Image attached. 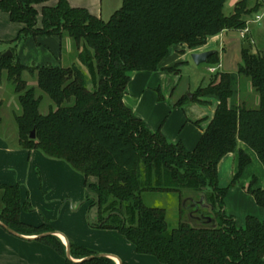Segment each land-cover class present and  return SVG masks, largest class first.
Returning a JSON list of instances; mask_svg holds the SVG:
<instances>
[{
    "label": "trees",
    "instance_id": "obj_1",
    "mask_svg": "<svg viewBox=\"0 0 264 264\" xmlns=\"http://www.w3.org/2000/svg\"><path fill=\"white\" fill-rule=\"evenodd\" d=\"M49 1L0 0V12L24 27L14 42L0 41V45L66 36L79 61L66 68H26L15 58V46L10 48L11 57L0 53V81L5 72L21 109L16 117L19 146L67 163L86 180L93 178L97 227L117 231L137 254L152 256L161 264H264V221L249 216L238 228L223 211L228 190L237 184L250 159L239 152L238 173L226 188L219 187L217 178L219 162L236 151L238 142L251 149L264 168V58L243 50L237 72L258 95L256 109L231 103L237 95L238 75L220 73L194 92L193 102L214 99L218 106L192 151L180 142L167 141L160 131L151 132L123 102L131 75L157 71L172 47L195 50L223 32L244 31L246 17L252 13L248 0L238 1L228 16L224 13L228 0H122V7L107 21L70 7L67 0L46 6ZM207 63L218 65V54ZM179 65L166 71L177 73ZM23 72L35 74L36 87L27 85ZM36 90L54 105L47 115L39 112ZM187 101L183 98L177 105ZM254 184L251 181L246 191L264 208V190ZM184 190L204 198L213 214L210 222L203 219L208 217L204 201L198 206L188 200V214L197 224L183 222L187 212L181 209L182 219L175 229L168 228L164 210L142 203L145 192L181 195ZM3 191L0 222L4 226L19 235L52 232L46 226L24 225L20 212L30 209L29 202L21 203L17 187ZM39 241L66 256L57 237L48 235ZM68 248L72 258L82 261L67 259V264H115L106 257L85 260L96 254L71 243Z\"/></svg>",
    "mask_w": 264,
    "mask_h": 264
},
{
    "label": "crops",
    "instance_id": "obj_2",
    "mask_svg": "<svg viewBox=\"0 0 264 264\" xmlns=\"http://www.w3.org/2000/svg\"><path fill=\"white\" fill-rule=\"evenodd\" d=\"M56 2L57 0H51L46 6H54ZM67 2L72 8L86 9L92 16L102 19V0ZM40 9L41 6L37 7L39 27ZM23 28L20 24L12 23L7 14L0 12V41L14 42ZM229 32L208 39L204 46L195 50H189L184 45L172 47L157 71L132 74L123 98L125 106L131 109L151 132L160 131L167 141L180 142L186 150L192 151L213 119L218 101L205 99L201 100L204 104L193 102L194 92L189 100V88L185 86L179 89L182 80L180 70L178 69L177 73L166 70L187 63L193 53L215 51L219 64L210 67L215 69L214 73L237 76L238 68L243 64V50L238 52L235 72H219L223 64L218 49L224 51ZM14 46L8 45V49ZM14 56L26 68L45 65L66 68L79 63L74 45L66 36L26 39L15 46ZM26 82L29 86L36 87V81ZM237 84L239 89L231 103L237 105L240 102L241 107L252 106L248 109L258 108L259 97L249 80L238 75ZM183 98L188 101L181 106L177 105ZM11 137L0 129V214L4 209L3 188L17 187L21 203L28 201L30 205V209L21 210L20 221L33 228L46 226L52 232L19 235L0 222V264H67V259L72 263L81 262L82 260L74 259L71 255L70 258L67 257L68 243L90 250L96 255H105L115 264H161L152 256L137 254L135 247L117 231L97 227L98 210L92 205L96 198L91 190V186L96 183L93 178L86 180L67 163L51 159L39 150L21 148L18 143V130L10 141ZM240 151L248 156L250 162L242 171L237 184L228 190L223 211L234 219L238 228H243L249 216L264 221V208L257 206L253 197L246 191L253 180L254 188L264 190L262 164L251 149L238 142L236 151L226 155L219 162L217 178L220 188L229 185L239 170ZM43 234L57 237L66 248V256L41 243L39 239L44 237Z\"/></svg>",
    "mask_w": 264,
    "mask_h": 264
},
{
    "label": "rangeland",
    "instance_id": "obj_3",
    "mask_svg": "<svg viewBox=\"0 0 264 264\" xmlns=\"http://www.w3.org/2000/svg\"><path fill=\"white\" fill-rule=\"evenodd\" d=\"M238 1L240 0H228L226 2L224 6L225 15L228 16L233 13L234 6ZM121 7L122 0H102V20L107 21L111 17V15ZM254 8H256L257 11H253ZM248 9H251L252 13L246 17V27L244 30H247L248 27L247 37L245 36V38L242 39V37L240 36L241 32L238 31H230L228 33L227 40H225L224 51L222 49H218V53L219 55H221V63L223 64V67L219 69V72H235L234 69H236L238 61L237 56H239L238 52H241L243 50V46L244 44H246V41H248L250 44V48L248 50L251 51V54L259 57L264 56V0H248ZM257 16L260 17L259 21H256ZM222 47L223 46L221 45V48ZM8 48L9 47L7 44L0 45V53L5 54L7 52H10ZM77 65H79L78 62ZM210 67L212 66L208 63L196 66L189 56V58L187 59V63L180 64L178 66L180 70V77L182 78L179 89L180 87L183 88L186 86L189 88L188 95H192L193 92H195L199 87H206L211 79L216 76L219 77L220 74L210 73L208 71ZM21 76L25 81H35V74H33L32 72H23ZM27 85L29 86L28 82ZM238 89L239 86L237 84V92ZM35 97L40 101L39 112L41 115H47L48 113H50V110L54 108V105L48 98V96L40 90H36ZM247 103L248 101H246V104ZM234 105H238V107H241L240 102L237 105L236 103H234ZM244 107L251 108L252 106L246 105ZM20 115L21 109L17 102V97L14 93L13 86L8 82L6 74L4 72L0 83V129L2 131H6L9 137H13V134H17L16 117ZM12 137L9 138V140H13ZM141 199L144 206L148 208L162 209L165 211L166 223L169 229H175L180 224L182 219L180 217L181 209L187 212L184 215V218L182 220L183 222L192 225L197 224L195 219H191L190 215L188 214V208L190 206H188L187 201L190 199L198 201L200 199V194H196L193 191L189 190L182 191L181 195L178 193L145 192L141 194ZM203 201L204 198L202 197V202ZM203 207L206 208L205 213H207L208 218L213 217V214L210 211V207L205 203V201ZM92 208H94V206Z\"/></svg>",
    "mask_w": 264,
    "mask_h": 264
},
{
    "label": "water",
    "instance_id": "obj_4",
    "mask_svg": "<svg viewBox=\"0 0 264 264\" xmlns=\"http://www.w3.org/2000/svg\"><path fill=\"white\" fill-rule=\"evenodd\" d=\"M248 49H249L248 44H247V43L244 44V46H243V50H244V51H247ZM215 53H216L215 51H207V52H202V53H193V54L190 55V58H191L192 62H193L196 66H199V65H201V64H206L207 61H208V59H209L211 56H213ZM3 56L11 57V52H7V53H5ZM263 58H264V56H263ZM188 98H189V100H191V99H192V95H188ZM34 138H35V132L32 131L31 134H30V139L33 140ZM195 203H196L198 206H202V199H200L199 201H197V202H195ZM203 219H204L205 221H207V222H210V221H211V219L208 218V217H206V218L203 217ZM11 232H12V231H11ZM14 234H15V233H14ZM44 235H45V234H43L42 236H44ZM67 257L70 258L69 248H67ZM95 257H106V258H108V257L105 256V255H95V256L89 257V258H87V259H85V260H89V259H92V258H95ZM119 264H121V263L119 262Z\"/></svg>",
    "mask_w": 264,
    "mask_h": 264
},
{
    "label": "built area",
    "instance_id": "obj_5",
    "mask_svg": "<svg viewBox=\"0 0 264 264\" xmlns=\"http://www.w3.org/2000/svg\"><path fill=\"white\" fill-rule=\"evenodd\" d=\"M259 20H260V17L257 16V17H256V21H259ZM246 33H247V30H244V31H242V32L240 33V36L242 37V39L245 38ZM208 71H209L210 73H214V72H215V69H214V68H210V69H208Z\"/></svg>",
    "mask_w": 264,
    "mask_h": 264
}]
</instances>
